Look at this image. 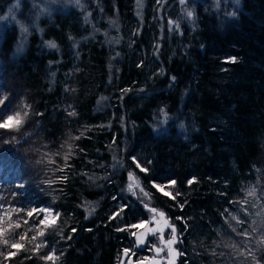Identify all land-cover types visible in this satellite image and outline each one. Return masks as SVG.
Instances as JSON below:
<instances>
[{
    "label": "trees",
    "instance_id": "trees-1",
    "mask_svg": "<svg viewBox=\"0 0 264 264\" xmlns=\"http://www.w3.org/2000/svg\"><path fill=\"white\" fill-rule=\"evenodd\" d=\"M82 2L54 7L24 38L14 24L0 32V123L24 121L0 128V227L21 225L0 264H53V252L55 264H118L143 250L131 226L151 208L176 229V264H264L251 206L264 192V0H189L193 17L171 29L157 0ZM135 180L144 192L133 195ZM49 206L52 226L26 215Z\"/></svg>",
    "mask_w": 264,
    "mask_h": 264
},
{
    "label": "snow or ice",
    "instance_id": "snow-or-ice-1",
    "mask_svg": "<svg viewBox=\"0 0 264 264\" xmlns=\"http://www.w3.org/2000/svg\"><path fill=\"white\" fill-rule=\"evenodd\" d=\"M74 2L79 5L80 4V0H74ZM180 3L183 5L186 3V0H180ZM137 5L138 6H141V0H137ZM12 12V9H9V14H11ZM185 12H186V15L188 18H192L193 17V11L190 10V9H187L185 8ZM231 15H235V13H231ZM7 19V17L5 16H0V21L2 20H5ZM169 26L171 27L172 25H174L175 22L173 21H169ZM176 27H178V25H176ZM21 30L22 32H26L27 29L24 28L23 25H21ZM49 46L52 47V48H55L56 45L55 43L53 42H49ZM17 51H20V48L18 47L17 48ZM174 79V78H173ZM4 103L3 100H0V106H2ZM161 112L163 113L164 110L161 109ZM2 113H3V109L0 108V116H2ZM25 117L28 115L27 112H25L23 114ZM70 115H75L74 112L70 113ZM166 113H165V117H166ZM12 121H15V123H11ZM23 117L21 116V114L19 112H17L15 114V117L12 116V115H9L6 119L3 120L2 123H0V128H19V126L21 124H23ZM79 137H76V139H78ZM68 148H69V153L71 152V149H72V145L71 144H68ZM65 161H67L69 159V155H65L64 157ZM52 162V161H50ZM137 167H140L139 164H137ZM62 171V169H61ZM141 171H147V169H144V168H141ZM129 176L132 177V173H129ZM47 183H52V181H46ZM193 181L192 180H189L188 183L191 184ZM171 184H175V181H171L170 182ZM155 187H157L159 190H162V187L161 185H154ZM17 187L19 188H23L24 187V184H19L17 185ZM136 188H139L141 192H144L143 188H140V184H139V181L138 180H135L133 183H129L128 184V191L131 192L133 195H136V192H135V189ZM13 195H16V193H13ZM145 196H147L148 194L147 193H144ZM165 195H169L168 193H165ZM177 195H179V193H177ZM247 196L248 197H256L257 196V190L255 187H252V188H249L248 189V192H247ZM174 198V197H173ZM115 199V197L113 198ZM241 203L243 204H247L248 203V200L247 198L242 201ZM253 208L256 207V204L255 203H252L251 205ZM4 206L3 205H0V208H3ZM124 207H127V205H123L120 209V211H123ZM145 207H148V205L146 204ZM262 209H264V205L261 206ZM13 211H20V209H13ZM150 211L152 213H157V209L155 208H151ZM245 212H247V209H244ZM40 212H43V213H46L48 215H52L53 217H58L60 214L59 213H53L51 212L50 209L48 208H44V209H36V208H33L31 211H28L26 213V215L28 217H32L34 214H39ZM5 215L6 216H10V213L9 212H5ZM48 215H45L44 219H42L40 221V225H44L45 227H49V226H52L55 224V219H53L51 222H48ZM118 215V213L116 214ZM159 217L161 218V220L163 221V224L166 225L167 227H170L171 228V231H172V235L171 237L168 239V240H164L163 238V235H161V243L166 245L167 247V250H168V256L169 257H174V253H175V249L172 247L173 244L176 243V240H177V236H176V229L174 226L170 225L167 221V219L164 217V213L163 212H160L159 214ZM256 216L259 217L261 220H264V210H261V211H257L256 212ZM111 219V218H110ZM156 217L154 216L153 217V220H155ZM232 219L234 220H237V223H242V221H240L236 216H232ZM3 223V219L0 218V224ZM24 224H27L28 221L27 220H24L23 221ZM157 223L159 224L160 221H157ZM256 224V221H253V225ZM148 225V222L147 221H144L142 222L141 224H138V225H132L131 227H134V228H145L146 229V232L148 233H156L157 231H159L160 233L163 232V229H153L151 227H147ZM21 225L19 222H17L15 224V226L13 227V225L11 223L8 224V228L5 229L3 227H0V242H2L4 245H9L10 243V240L9 238H6L8 236V234L12 231H14L16 228H19ZM73 232L75 231V229L72 230ZM233 231L235 232L236 229L233 228ZM257 231V227L253 226L252 229H251V233H255ZM250 232L248 231H245L244 233H241L240 235L244 236V237H249L251 235ZM44 235V230L42 228H39L38 227V230L36 231V235L32 236L30 241L29 242H32V241H36L38 239V237H41ZM133 236H136V233H132ZM143 236H144V233H142L140 236H136V240H137V244L138 245H141V244H144L145 241L143 239ZM20 241H25L27 239V234L25 235H21L20 236ZM258 244H264V237H262L259 241H258ZM43 245H40V244H37L35 249H33L34 251H38L40 247H42ZM233 248L236 247V245H231ZM11 247L13 248H17V249H23L25 247V245L23 243H12L11 244ZM163 249L162 248H155V251L157 252V254H159ZM129 252L128 249H125V254L127 255ZM240 255H252L253 256V259H255V256L252 254L251 251H248V252H245L243 249L240 250L239 252ZM11 255H15V253H11ZM43 259L45 260H49V261H53V264H55V260L58 259L56 256H55V253H50L48 256L46 257H43ZM152 264H157L156 261H153ZM168 264H174V259H170L168 261Z\"/></svg>",
    "mask_w": 264,
    "mask_h": 264
},
{
    "label": "rangeland",
    "instance_id": "rangeland-1",
    "mask_svg": "<svg viewBox=\"0 0 264 264\" xmlns=\"http://www.w3.org/2000/svg\"><path fill=\"white\" fill-rule=\"evenodd\" d=\"M166 1L167 0H157V2H156V13L160 14V15H164V13H165V15H166V16H164L166 19L160 18V20L164 24L166 22L167 23L166 25L169 26L168 22L173 21V22H175L174 25H176L177 22L178 23L181 22V19L187 18L185 8L189 9V7H188L189 0H186V3L183 5L180 3V0H169L168 2H166ZM71 3H75L74 0H11L6 5V7L3 9V11L0 13V16L7 17V19L0 21V32L2 31V29L6 25L14 24L19 28L20 38H24V36L27 34L28 30L32 26H34V27L38 26L40 19L43 16L50 14V12L52 11V9L54 7H57L59 5H62L64 7V6L69 5ZM80 3L81 4L83 3L82 0H80ZM142 4H143V0H141V6H142ZM226 4H227V0H225L224 5H226ZM136 5H137V0H136ZM164 5H166V6L164 7ZM141 6H138V8H141ZM9 9H12L11 14H9ZM21 25H23L24 28L27 29L26 32H22ZM174 25H172L171 27L169 26V29L174 27ZM180 30H182L181 27H180ZM9 115H12L15 117V114L9 113V114H7L6 118ZM11 123H14V121H12ZM155 185H161V186H163L161 191L169 192V189H168L166 184L156 182ZM260 194H261L260 202L257 203L256 208L254 210L255 211V218L257 217L256 216L257 211L264 210L261 207L262 205H264V192H260ZM44 208H48L51 210V212L55 213L53 211L52 207H50V206L49 207H43L40 209H44ZM160 212H162V211L157 210V213H152L151 211L149 212V218L147 221L149 227L153 228L152 227L153 225L151 226V224H152L151 221H153V217L155 215H158ZM45 215H48V214L42 212L41 220L44 219ZM164 217L167 219V221L169 223V220L165 216V214H164ZM55 218L56 217H53L52 215H48V222H51ZM256 221H258V222L263 221L264 222V220H261L259 217L257 218ZM142 222H144V220L138 221L135 225L141 224ZM162 222L163 221L161 220L160 223H162ZM141 229L142 228H136L134 232L139 233L141 231ZM150 235L153 237V239H149V236H148L147 237L148 239L146 238L144 240L145 243L139 245V246L143 247V250H141L138 255L134 254L133 248L129 249V253H130L131 257H133L135 260L142 261V260L149 259L151 257V253L153 251V245H161L167 249L166 245L161 243V235H163V238L166 241L171 237L172 231H171L170 227H167L166 229H163V232L160 234H158L156 232L155 234L151 233ZM172 247L174 248L175 244H173Z\"/></svg>",
    "mask_w": 264,
    "mask_h": 264
},
{
    "label": "flooded vegetation",
    "instance_id": "flooded-vegetation-1",
    "mask_svg": "<svg viewBox=\"0 0 264 264\" xmlns=\"http://www.w3.org/2000/svg\"><path fill=\"white\" fill-rule=\"evenodd\" d=\"M155 217H156V219L155 220H153V221H151V226L153 227V229H166L167 228V226L166 225H164L163 224V222L162 223H157V221H161V218L159 217V215H155ZM149 218V217H148ZM148 218H145V219H142V220H144V221H148ZM147 227H149V225H147ZM142 233H144V236H143V239L145 240L148 236H149V239H153V237L150 235L151 233H148V232H146V229L145 228H142L141 229V231L139 232V233H136V236H140ZM157 233L158 234H160V232L159 231H157ZM148 239V238H147ZM147 241V240H146ZM155 245H153V247H154ZM157 246H159V247H161V248H163V251H162V253L160 254V260H161V264H168V261L170 260V259H174V262H175V264H176V261H177V252H176V250H175V252H176V254H174V257H169L168 256V250L166 249V248H164L163 246H161V245H157ZM141 247V246H140ZM143 248V247H142ZM130 248H128V250H129ZM121 257H122V255H121ZM121 257H120V259H119V262H120V260H121ZM154 257V250L152 251V253H151V257L149 258V259H147V260H142V261H137V260H135L133 257H131V255H130V253L128 252V254L126 255V257H125V259H124V263L123 264H147L152 258ZM118 262V263H119Z\"/></svg>",
    "mask_w": 264,
    "mask_h": 264
},
{
    "label": "water",
    "instance_id": "water-1",
    "mask_svg": "<svg viewBox=\"0 0 264 264\" xmlns=\"http://www.w3.org/2000/svg\"><path fill=\"white\" fill-rule=\"evenodd\" d=\"M157 247H159V246L155 245V246L153 247V250H154V257H153V258H152L147 264H152L153 261H156L157 264H161L160 254L162 253L163 250H162L159 254H157V252L155 251V248H157ZM159 248H161V247H159ZM162 249H163V248H162ZM174 254H176V252H175ZM125 257H126V254H125V250H124V251L122 252L121 260H120V262H119L118 264H123V263H124V259H125ZM174 264H175V262H174Z\"/></svg>",
    "mask_w": 264,
    "mask_h": 264
}]
</instances>
